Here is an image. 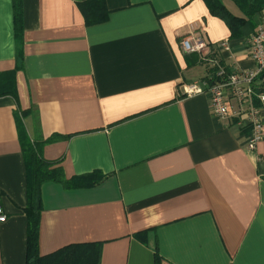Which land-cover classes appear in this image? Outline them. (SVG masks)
<instances>
[{
	"label": "crops",
	"instance_id": "crops-1",
	"mask_svg": "<svg viewBox=\"0 0 264 264\" xmlns=\"http://www.w3.org/2000/svg\"><path fill=\"white\" fill-rule=\"evenodd\" d=\"M88 2L21 0L16 34L13 0H0V264L26 263L19 122L65 181L102 179L41 186L39 256L99 244V264H264V139L248 152L249 132L180 93L207 75L182 36L201 34L224 66L249 70L261 15L221 0L246 21L232 38L204 0H103L96 25L80 10Z\"/></svg>",
	"mask_w": 264,
	"mask_h": 264
},
{
	"label": "built area",
	"instance_id": "built-area-1",
	"mask_svg": "<svg viewBox=\"0 0 264 264\" xmlns=\"http://www.w3.org/2000/svg\"><path fill=\"white\" fill-rule=\"evenodd\" d=\"M256 32L245 42L248 56L253 64L249 70L226 67L212 53V47L202 35L191 31L182 36L180 46L184 54L199 56L206 68V77L198 82L181 86L180 93L186 98L206 96L210 113L219 121L234 124L240 131L249 132L246 150L253 153L264 139V10ZM230 53L229 42L217 45ZM7 217L0 207V225Z\"/></svg>",
	"mask_w": 264,
	"mask_h": 264
},
{
	"label": "trees",
	"instance_id": "trees-1",
	"mask_svg": "<svg viewBox=\"0 0 264 264\" xmlns=\"http://www.w3.org/2000/svg\"><path fill=\"white\" fill-rule=\"evenodd\" d=\"M239 8L244 11L246 16L251 17L253 14H261L264 10V1L251 0L252 9L247 11L243 7V2L246 0H234ZM94 7L90 2L80 5V10L85 17L87 25H96L105 22L107 14L98 17L93 13L95 7L104 6L103 0H94ZM210 14L223 21L231 32V37L238 36L239 27L246 21L237 19L230 15L226 8L222 5L221 0H204ZM14 9V28L16 34L21 31L22 14L21 0H13ZM19 138L22 143L24 167L26 174V208L24 210L27 220V249L25 264H99L100 260V245L99 244H83L70 245L64 247L53 254L47 256H39L37 250L38 243V226L39 215L41 211L40 189L46 182H57L64 185L66 189H84L98 185L101 178L97 174L90 176L72 179L65 181L59 168H55L56 163L46 162L39 154L19 122ZM54 139L51 138L45 143H51Z\"/></svg>",
	"mask_w": 264,
	"mask_h": 264
}]
</instances>
